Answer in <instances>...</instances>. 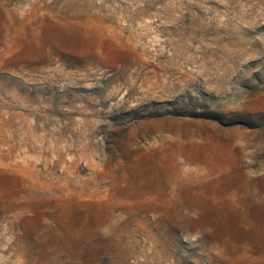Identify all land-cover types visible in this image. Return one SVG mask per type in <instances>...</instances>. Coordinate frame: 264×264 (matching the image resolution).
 Instances as JSON below:
<instances>
[{"label":"rangeland","instance_id":"rangeland-1","mask_svg":"<svg viewBox=\"0 0 264 264\" xmlns=\"http://www.w3.org/2000/svg\"><path fill=\"white\" fill-rule=\"evenodd\" d=\"M0 264H264V0H0Z\"/></svg>","mask_w":264,"mask_h":264}]
</instances>
